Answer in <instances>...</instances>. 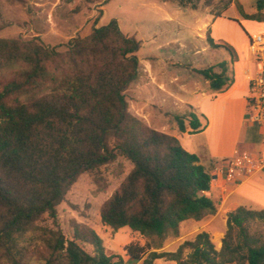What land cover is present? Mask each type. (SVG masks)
Segmentation results:
<instances>
[{"label":"trees","instance_id":"16d2710c","mask_svg":"<svg viewBox=\"0 0 264 264\" xmlns=\"http://www.w3.org/2000/svg\"><path fill=\"white\" fill-rule=\"evenodd\" d=\"M162 1L193 9L202 1L214 17L234 4L245 19L262 20L246 13L239 0ZM256 6L263 10L264 0ZM207 37L212 44L209 32ZM138 48L115 20L71 38L64 51L38 36L0 37V264H124L87 223L71 218L63 230L57 211L82 173L105 191L104 171L120 158L131 168L99 215L112 230L127 227L145 238L144 245L123 246L128 257L141 264L161 258L177 264H264V234L247 225L264 222V208L229 212L219 251L206 231L176 251L151 250L176 236L181 222L217 212L209 194L216 160L202 161L176 136L130 111L125 90L139 74ZM217 66L218 71H200L213 92L233 82L225 62ZM187 118L178 119L179 131H199L197 115L191 111ZM185 249L190 252L183 258Z\"/></svg>","mask_w":264,"mask_h":264},{"label":"rangeland","instance_id":"374dc122","mask_svg":"<svg viewBox=\"0 0 264 264\" xmlns=\"http://www.w3.org/2000/svg\"><path fill=\"white\" fill-rule=\"evenodd\" d=\"M239 1L246 13H258L262 20L245 19L234 4L224 16L214 17L202 1L193 9L162 0H0V37L27 40L38 36L47 46L64 51L71 38L86 36L94 27L115 20L124 35L139 42L135 52L141 64L139 74L125 90L130 111L156 129L177 135L185 149L214 156L228 136L227 128H223L229 116L225 101L239 93L230 89L215 99L213 94L217 92L212 91L209 80L200 71L211 66L218 71L217 65L225 62L227 74L239 88L247 87L248 92L246 71L254 76L261 61L264 62V48L255 52L249 48L251 38L256 35L264 41V9L258 11L257 0ZM208 32L212 44L208 42ZM230 47L236 53L234 60ZM158 85L164 86V90ZM191 111L197 115L201 128L192 135H184L178 129V119L188 122ZM208 160L206 157L205 162ZM221 161L222 158L216 159L213 170ZM130 168V163L120 158L105 169V191L97 190L90 175L80 174L57 211L63 230L68 231L71 218L85 222L97 232L109 252L123 256L124 264H141L142 260L128 257L123 246L129 242L144 245L145 238L127 227L112 230L101 222L99 215L100 205ZM214 203L215 214L200 221L181 222L176 236H167L160 248L151 250L176 251L184 241L206 231L219 251L229 211L220 210ZM247 225L250 232L264 234V222L254 219ZM189 252L185 249L183 258ZM153 264L177 263L161 258Z\"/></svg>","mask_w":264,"mask_h":264},{"label":"crops","instance_id":"0c3cea01","mask_svg":"<svg viewBox=\"0 0 264 264\" xmlns=\"http://www.w3.org/2000/svg\"><path fill=\"white\" fill-rule=\"evenodd\" d=\"M246 74L248 80L250 76L248 71H246ZM160 85H158V88L164 90V86L160 87ZM230 89L232 91H238L239 95L228 97L225 101L229 116L227 119L225 118L223 128H227L228 136L226 140L219 144L217 153L214 156L212 154L207 156L206 153H197L204 162L206 161V157L209 159L215 158V160L222 158L223 160L224 157L231 155L235 149H246L254 154H258L264 150L262 128L248 122L246 117L247 87L239 88L234 80L233 84L227 89L214 93L213 95L215 99H218V94H223ZM208 124L209 121H207V126ZM182 134L192 135L193 133H189V128H187ZM174 136L177 137V135ZM221 165L219 162L216 166L217 169L212 171L213 178L209 191L211 198L216 202L220 210L228 209L230 212L239 206L264 208V168L247 172L238 182H232L225 178L224 166Z\"/></svg>","mask_w":264,"mask_h":264},{"label":"built area","instance_id":"2783aa9c","mask_svg":"<svg viewBox=\"0 0 264 264\" xmlns=\"http://www.w3.org/2000/svg\"><path fill=\"white\" fill-rule=\"evenodd\" d=\"M249 48L253 52L264 48L262 36L251 38ZM246 115L248 122L262 128L264 138V62L254 76L248 77ZM220 163L224 166L225 178L238 182L245 173L264 168V150L254 154L246 149H235Z\"/></svg>","mask_w":264,"mask_h":264}]
</instances>
